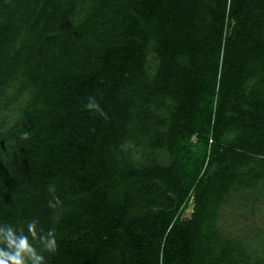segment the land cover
Wrapping results in <instances>:
<instances>
[{
	"label": "trees",
	"instance_id": "16d2710c",
	"mask_svg": "<svg viewBox=\"0 0 264 264\" xmlns=\"http://www.w3.org/2000/svg\"><path fill=\"white\" fill-rule=\"evenodd\" d=\"M263 203L264 0H0V224L46 264H264L221 225Z\"/></svg>",
	"mask_w": 264,
	"mask_h": 264
},
{
	"label": "clouds",
	"instance_id": "9594fccd",
	"mask_svg": "<svg viewBox=\"0 0 264 264\" xmlns=\"http://www.w3.org/2000/svg\"><path fill=\"white\" fill-rule=\"evenodd\" d=\"M84 107L107 119V114L100 108L95 97H88ZM29 136V132L25 131L21 134V139L27 140ZM48 190L52 193L48 206L56 209L62 202L55 195L54 186H49ZM57 251L55 230L44 231L36 219L27 224L26 231L23 226L17 229L9 224H0V264H46L43 253L54 254Z\"/></svg>",
	"mask_w": 264,
	"mask_h": 264
},
{
	"label": "rangeland",
	"instance_id": "374dc122",
	"mask_svg": "<svg viewBox=\"0 0 264 264\" xmlns=\"http://www.w3.org/2000/svg\"><path fill=\"white\" fill-rule=\"evenodd\" d=\"M194 206L195 203L192 199L183 215L184 219L191 218ZM259 208L261 211L256 214L250 209L248 212L240 214L237 217H232L231 209H229L227 215L221 219L223 231L227 234L233 233L235 237H240L242 240L248 241L250 248L255 247L254 236L257 235L264 224V203Z\"/></svg>",
	"mask_w": 264,
	"mask_h": 264
},
{
	"label": "water",
	"instance_id": "95a60500",
	"mask_svg": "<svg viewBox=\"0 0 264 264\" xmlns=\"http://www.w3.org/2000/svg\"><path fill=\"white\" fill-rule=\"evenodd\" d=\"M194 200V199H193ZM193 212H194V210H193Z\"/></svg>",
	"mask_w": 264,
	"mask_h": 264
}]
</instances>
